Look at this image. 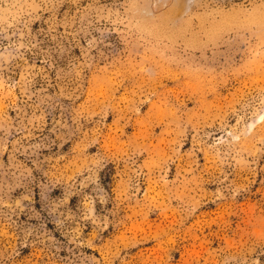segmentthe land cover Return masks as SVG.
Listing matches in <instances>:
<instances>
[{"label":"rangeland","instance_id":"374dc122","mask_svg":"<svg viewBox=\"0 0 264 264\" xmlns=\"http://www.w3.org/2000/svg\"><path fill=\"white\" fill-rule=\"evenodd\" d=\"M0 264H264V0H0Z\"/></svg>","mask_w":264,"mask_h":264},{"label":"bare ground","instance_id":"6f19581e","mask_svg":"<svg viewBox=\"0 0 264 264\" xmlns=\"http://www.w3.org/2000/svg\"><path fill=\"white\" fill-rule=\"evenodd\" d=\"M154 28V27H153ZM151 31V30H150Z\"/></svg>","mask_w":264,"mask_h":264}]
</instances>
